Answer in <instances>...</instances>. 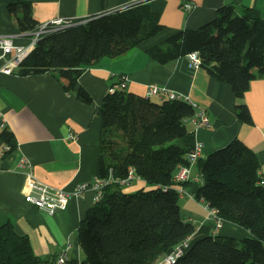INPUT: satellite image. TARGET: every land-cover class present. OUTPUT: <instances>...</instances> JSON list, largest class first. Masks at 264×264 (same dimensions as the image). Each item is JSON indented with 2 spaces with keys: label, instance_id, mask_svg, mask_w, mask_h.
<instances>
[{
  "label": "trees",
  "instance_id": "trees-1",
  "mask_svg": "<svg viewBox=\"0 0 264 264\" xmlns=\"http://www.w3.org/2000/svg\"><path fill=\"white\" fill-rule=\"evenodd\" d=\"M8 11L19 30H38L29 1L10 0ZM162 29L159 14L147 0L68 20L40 34L17 72L51 71L66 91L76 88L77 97L89 103L90 93L77 86L83 69L104 56L125 53ZM193 50L200 55V66L241 97L252 79L264 76V18L250 7L238 14L233 5H223L209 22L173 32L146 52L165 63ZM237 109L241 120L251 122L245 103ZM194 112L183 99L153 101L125 88L104 95L98 107L101 145L96 175L110 172L122 179L131 169L152 187L126 191L117 184L110 191L106 188L103 198L89 207L78 224L83 253L78 264H151L193 233L194 225L181 215L179 192L157 185L171 184L177 165L187 163L194 139L185 119ZM0 137L11 149L15 146L7 127L0 130ZM198 163L203 181L196 198L215 208L222 219L249 229L251 235L199 237L189 242L174 264H264V183L257 154L233 137ZM40 262L26 234L17 232L11 221L0 225V264Z\"/></svg>",
  "mask_w": 264,
  "mask_h": 264
},
{
  "label": "crops",
  "instance_id": "crops-1",
  "mask_svg": "<svg viewBox=\"0 0 264 264\" xmlns=\"http://www.w3.org/2000/svg\"><path fill=\"white\" fill-rule=\"evenodd\" d=\"M10 0H0V35H9L14 46H29L33 33L19 30L8 11ZM33 17L41 23L53 19L73 20L120 9L139 0H27ZM159 14L163 29L125 53L104 56L86 66L77 79L91 95V102L80 100L73 91H66L51 71L19 74L18 66L11 73L0 70V130L7 127L14 135L15 146L0 164V225L11 221L17 232L26 234L40 264H53L56 255L67 245L68 256L80 263L83 253L77 240V227L93 204L92 189L80 195H69L66 206L50 214L24 198L26 173L38 180L62 187L70 194L79 182L96 174L100 154L101 121L98 107L110 84L126 75V90L145 95L149 85L166 86L181 93L206 110L207 125H196L192 116L185 125L192 132L194 143L200 144L199 159L238 137L256 154L259 176L264 179V76L250 81L243 96L236 97L231 85L211 76L205 68H193L186 55L165 63L151 58L146 49L169 34L185 28H197L217 15L223 5H233L240 14L245 7L264 16V0H189L193 7L185 10L187 0H147ZM32 46L30 50L33 48ZM12 57L0 47V69ZM156 101L166 96L153 94ZM245 103L251 122L238 116L237 105ZM4 141L0 137V147ZM24 158V162L21 161ZM198 160L190 165V178L179 194L182 217L194 225L189 242L206 235L236 238L250 236L249 229L222 219L219 227L207 217L202 199L196 198L203 178ZM151 188L140 178L125 188Z\"/></svg>",
  "mask_w": 264,
  "mask_h": 264
},
{
  "label": "built area",
  "instance_id": "built-area-1",
  "mask_svg": "<svg viewBox=\"0 0 264 264\" xmlns=\"http://www.w3.org/2000/svg\"><path fill=\"white\" fill-rule=\"evenodd\" d=\"M185 10L189 11L192 9L193 4L191 1H184L181 5ZM264 18V16H263ZM68 22V20L63 19H53L41 23L36 32L33 33V38L31 43L27 47L23 46H14L12 44L11 37L9 35H0V47L4 53L12 52V57L1 66V71L5 73H11L14 67L18 66L19 62L27 55L30 51V48L35 45L41 33L46 32L48 29H56L59 26H62ZM189 64L193 68L200 66L201 58L197 50L190 51L186 54ZM121 88H126V75L121 74L118 80L108 87V90H118ZM153 94H161L170 99H179V98H189L184 96L181 93H177L169 90L166 86H158L151 84L148 86L144 96H150ZM190 99V98H189ZM192 119L196 125H207L208 116L206 110L202 107H199L196 103V109L192 115ZM11 149V145L7 142H4L2 147H0V164L4 155ZM200 151V144L194 143V147L186 154L187 163H180L177 165L176 170L172 176V183L167 185H157L163 189H175L182 194L184 192L183 182L187 181L190 178V165L195 163L198 160ZM21 161L24 162V158H21ZM136 178L132 170L128 171V176L125 178L108 179L106 176L93 175V177L87 181L79 182L75 189L72 190L71 194L62 187H52L40 180H38L30 171L26 173V183H25V192L24 198L26 201L32 203L41 210H44L47 213H54L59 209H62L66 206L69 195H80L85 189L89 188L93 190L92 201L97 202V200L102 199L104 192L99 191V184L104 181H118V184L127 188L131 185L132 180ZM261 183H264V179L260 180ZM205 208L207 209V217L215 221L216 226L219 227L222 221V218L218 215L217 210L213 207H210L209 204L203 201ZM187 245L175 246L172 249V252L169 256L162 259L161 264H174L177 258L185 252ZM62 249L55 257L53 264H75L68 256L66 249Z\"/></svg>",
  "mask_w": 264,
  "mask_h": 264
},
{
  "label": "bare ground",
  "instance_id": "bare-ground-1",
  "mask_svg": "<svg viewBox=\"0 0 264 264\" xmlns=\"http://www.w3.org/2000/svg\"><path fill=\"white\" fill-rule=\"evenodd\" d=\"M49 30H54V29H48L47 31H49ZM108 92L109 93H113L114 92V90H108ZM145 97H149V96H145ZM179 99H183V100H185V101H187L193 108H194V110L196 109V102L195 101H193V100H191V99H189V98H179ZM107 178L108 179H115V177L109 172V174L107 175ZM118 184V181H104V182H101L100 184H99V191H101V192H105V190H106V188L108 187V186H110L111 184ZM101 199H99V200H97V202L98 201H100ZM189 243V240H188V238H186L185 240H183V241H181L179 244H177L176 246H179V245H187ZM175 248V247H174ZM173 248V249H174ZM172 252V250L171 251H169V252H167V253H165L163 256H161L160 258H158L156 261H154L153 263H151V264H161V262H162V259L164 258V257H167V256H169L170 255V253Z\"/></svg>",
  "mask_w": 264,
  "mask_h": 264
},
{
  "label": "rangeland",
  "instance_id": "rangeland-1",
  "mask_svg": "<svg viewBox=\"0 0 264 264\" xmlns=\"http://www.w3.org/2000/svg\"><path fill=\"white\" fill-rule=\"evenodd\" d=\"M151 100H153V101H156V96L154 95V96H152L151 97ZM118 185L117 184H111L109 187H108V191H110V190H112V189H114V188H116ZM180 199V198H179Z\"/></svg>",
  "mask_w": 264,
  "mask_h": 264
}]
</instances>
